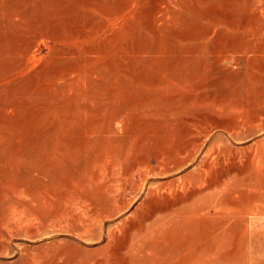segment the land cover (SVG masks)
<instances>
[{
  "label": "rangeland",
  "instance_id": "rangeland-1",
  "mask_svg": "<svg viewBox=\"0 0 264 264\" xmlns=\"http://www.w3.org/2000/svg\"><path fill=\"white\" fill-rule=\"evenodd\" d=\"M263 32L264 0H0V225L16 210L26 226L1 240L0 264H264V128H245L247 113L264 112ZM215 104L244 130L228 138L211 129L193 161L145 186L177 179L220 144L210 207L190 225L167 222L155 234L169 236L120 252L124 228L140 225L147 210L144 189L125 192L129 205L93 238L51 217V181L111 200L107 186L116 195L120 170L145 152L132 133L152 122L179 126ZM77 174L85 180L74 188Z\"/></svg>",
  "mask_w": 264,
  "mask_h": 264
},
{
  "label": "bare ground",
  "instance_id": "bare-ground-1",
  "mask_svg": "<svg viewBox=\"0 0 264 264\" xmlns=\"http://www.w3.org/2000/svg\"><path fill=\"white\" fill-rule=\"evenodd\" d=\"M55 4H57V3H55ZM86 4H87V2H86ZM88 5H91V4H88ZM55 6H57V5H55ZM96 6L94 5L95 8H96ZM53 11L55 12V10H53ZM102 11H103V9H102ZM105 11H103L101 13H104ZM107 13H108V11H107ZM106 23H108V22H106ZM41 32H42L41 34L45 33V32L43 33V30ZM46 34H48V33H46ZM37 37H38V35H37ZM260 38H258V40ZM263 39H261V40H263ZM33 41H36V40H33ZM28 42L29 41H27V43ZM261 42H264V40L261 41ZM28 51H30V50L28 49ZM12 57H14V56H12ZM18 66H19L18 68H20L19 64H18ZM15 69L16 68H14L13 70L15 71ZM10 72H12V71H10ZM10 72H8V73H10ZM174 80H176V79H174ZM166 83H165V85H167ZM157 84H159V83H157ZM161 84H164V82H162ZM174 84H175V81H174ZM222 106H224V105H221V107ZM226 108L229 109L230 107L228 108V106H227ZM207 110H208V112H206V115H204L203 113H201V114L199 113V114H196V115L194 114V116L191 115V116L184 117L183 121L180 120V121H182V123H180V122H179L180 124L177 123L179 126L171 127V126H169L167 124L165 126H163V125H160L161 123L160 124H155V123L152 122V124H149V125L146 123L148 126H146L145 128H142L140 131L138 130L140 128H138L137 129L138 132L132 133L133 134L132 136H134L133 137L134 138L133 142L135 140L139 141V145L140 146H143V148L145 146V152L142 153V154L138 153L139 154L138 156L136 155L137 154L136 153L135 154L136 157H134L135 159H133L131 165L130 166L126 165V166H124L122 168V170H120V172L122 171L121 177H120V181L118 179H117V182L115 181L116 185H117V183L119 181L120 189H119V192L116 195L114 194L115 196L113 195V193H116V192H113V191H115V189H111L110 188L111 186L110 187L107 186L108 188L104 187L105 190L107 188V190L104 191V193H106L108 198H110L111 200H109V199L107 200L105 195H104L105 199L102 198V197H99L96 194L97 192L94 191L95 190L94 188H93L94 189L93 190L94 193H90V192L87 193V192H85L83 190H80L79 188L76 189L75 187L78 186V184H80V181L84 179L83 178L84 176L82 177V175H80L81 173L77 174V176H75L69 182L70 186L73 185L72 187L75 188V191L73 190V192L70 193V194H69V192L72 191L73 188L72 189L70 188V191L66 190L69 187L67 186L68 188H66L63 180H59L60 182L58 181V183L60 185L57 184V182H55V181H51L49 183L50 184L49 186L51 187V190L53 192H55V191L57 192L56 200H53V202H55L54 205L57 204L56 205L57 207L55 208L54 211H51V212H53L51 214V217L53 219H56V222H58V223L61 222V220H62V223L64 222L67 225H69L73 229V230L72 229H70V230L75 231V233L79 237H91L92 236V238H93L96 235L95 234V227L96 226H99V225L103 224L104 221L107 218H109L111 215H113L116 212H119V211L123 210L124 208H126L129 205V203L131 202L133 196L130 197V198L127 197L128 199H126V198H124L125 197V192L131 191L133 193V195H136L139 192L143 191V189H144L145 190L144 200H143V202H141V204H146L147 210L145 209L146 210L145 213L143 215H141V220L139 218L140 225H134V224L130 225L129 224V226H127V228H124L125 226L123 227L124 229H126L125 230V234H124L125 239H124V243L120 247L121 248L120 252L122 251L123 254H124L123 250L129 248L133 244L137 245L138 243H141V242L142 243L143 242L150 243L154 239H155L156 242L157 241L159 242V240L161 239L162 236H165V237L169 236V235H164V234L162 236L159 235V234L156 236L157 231L160 230L161 228H163V225L165 223H167V222H172L173 223V222H177L178 220H181L183 222H187V221H190L191 218H193V217H195L197 215L200 216V214L201 215L204 214L206 212V209L208 207H210V206H208V203H207V200H206V194L207 193L205 194V191L207 189H211V187L214 185V183H217V182H214V183L211 182V171H212V168H213V164L217 161V159L219 157H221L223 155L222 150L220 148V144H218V143L217 144H210L209 146H207V148L204 150L203 154L201 155L200 160L195 165L194 169L190 170L189 172L185 173L184 175H182V176L179 175L180 177H178L177 179H170V180L164 181V182H157L154 185H149L148 184L147 187H145V186L147 184V181H149L148 179L152 178L151 176H154V175H166V174L173 173L174 171H176V170L180 169L181 167H183L185 164H188V162L193 161L194 158L196 157V155L198 154V152L201 149L204 148L205 142H206V140H207V138L209 136V132L211 131V129L217 128V129L221 130L224 134H226L228 138H232V137H237V135L239 133V129L244 127V125H242L241 121L239 119H237V118L235 119V118H232L230 116H229V118L228 117H223L222 115L225 112H223V114H221L220 112H222L221 110H223V109H220V107L217 104H215L214 106H210ZM243 110H245V109L243 108ZM261 111H259V112H261ZM123 112L121 111V113H119V114L122 115ZM125 112H126V110H125ZM253 112H254V110H253ZM127 113H128V111H127ZM233 115H235V114H233ZM126 116H128V115H126ZM245 116H246V119H248V120H245V122L247 121L245 128L247 127L248 131H252V133H253V131H255V130H260V129L264 128V122H263V120H264V112H262L261 114H257V113L248 114L247 113V115H245ZM112 117H114V116H112ZM115 117L113 119H115ZM109 118H110V116H109ZM116 118H119V117H116ZM124 118L125 117L123 116V119ZM137 119L138 118H136V121H137ZM108 120H110V119H108ZM127 121H129V120H127ZM136 121H135V123H136ZM139 121H143V120L142 119L138 120V123H139ZM124 122H125V120H124ZM120 123H122V122H120ZM65 124H66V122H65ZM111 124H113V122ZM105 125H103V128H100V130L98 131L99 133L102 131L101 129L105 130L106 128H108V127H106L104 129ZM136 126H138V125H136ZM144 126H145V123L143 124L142 127H144ZM92 127H94V125ZM96 127L98 128V126H96ZM61 130H63V129H61ZM107 130H106V132H107ZM242 130H244V128ZM69 131H70V129H69ZM89 132H90V130H89ZM69 134H71V132ZM91 134H93V133H91ZM103 134H105L104 131H103ZM66 137H68V136H66ZM99 138L102 139V136H99ZM137 138H139V139H137ZM81 139H83V138H81ZM83 142H84V140H83ZM80 143H81V141H80ZM79 144H78V146H75V147L73 146L74 149L79 147L80 145H82V144H80V145ZM125 148H127V147H125ZM128 148H130L132 150L131 147H128ZM139 148H137V149H139ZM129 155H131V154H129ZM60 175H62V173ZM118 175H117V177H119ZM69 177H71V175ZM62 179H66V178L64 177ZM83 183H84V181L82 182V184ZM109 184L107 183L106 185H109ZM101 186H100V188L102 190L103 186L102 187ZM96 187H98V185ZM112 187H113V185H112ZM109 188H110L111 191L113 190L112 194L110 193ZM37 190L38 189H36V191ZM101 190H99L98 192L100 193ZM196 190H198V191H196ZM119 193H120V195H118ZM36 194H37V192H36ZM100 195H102V194L100 193ZM54 197H55V195H54ZM48 199H51L50 196L48 197ZM32 205H33V202H32ZM12 208L13 207H11V209ZM52 208H53V206H52ZM13 209H15V208H13ZM15 212H16V210L14 212H12V211L9 212L10 216L9 215L6 216L7 214L5 213L6 217L4 216L5 217L4 219L2 218L3 216H1V220L3 219V221H1V225H0V242L1 243H2L1 240L5 236L7 237L8 235H11V233H13V232H20L22 230H23V232L25 231L23 229V227L25 226L24 225L25 220L23 222L21 220L20 216H18V217H17V215L14 216V214H17V212L16 213ZM18 212L21 213V210L18 211ZM11 213H14V214H11ZM21 216H22V214H21ZM32 217H33V215H32ZM29 221H30V219H29ZM30 222H29V224H30ZM152 222H157V224H159V225L156 228L154 227L155 229H150V228L148 229L147 226H146L147 223H152ZM160 222L161 223L163 222V223L161 224ZM135 224H136V222H135ZM137 224H138V222H137ZM174 227H176L175 224H174ZM177 228H178V225H177ZM186 228H187V226H186ZM169 230H170V228H169ZM34 231H33V233H34ZM112 231L114 233V236L116 234H118L117 232H115V231H117V226H115V228H113ZM168 234L171 235V233H168ZM172 234H173V231H172ZM176 234H179V232L176 233ZM180 234H182V233H180ZM154 235L156 236V238L153 239V237H155ZM165 237H162V238L164 239ZM174 237H176V236H174ZM177 237H176V239H177ZM167 241H169V240H167ZM170 242H172V240ZM181 242L183 243V241H181ZM143 245H144V243H143ZM148 247H146V248H148ZM173 247H175V246H173ZM163 249H164V247H163ZM167 250H169V249H167ZM146 251L148 252V250H146ZM154 251H155V249H154ZM170 251L171 250H169V252ZM179 251H180V254H181L182 250L180 248H179ZM133 253H136V252H133ZM148 253H150V252H148ZM171 253L167 254V256L170 255ZM177 254H179V253L177 252ZM174 256L177 257L176 255H174ZM197 256H199V255H197ZM180 257H182V256L180 255ZM201 257H202V255H201ZM149 258L146 257L147 260H149ZM158 258L159 257L157 256V259ZM194 258H197V257H194ZM198 258H200V257H198ZM143 259L145 260L144 257H143ZM178 259L180 260L179 257H178ZM201 259H203V258H201ZM161 260L159 261V263H161ZM165 260H167V259H165ZM190 260H192V257H191ZM135 263H136V261H135Z\"/></svg>",
  "mask_w": 264,
  "mask_h": 264
}]
</instances>
